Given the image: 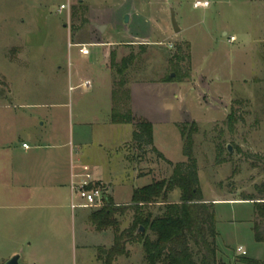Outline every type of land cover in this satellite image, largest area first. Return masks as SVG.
Instances as JSON below:
<instances>
[{"label":"rangeland","instance_id":"rangeland-1","mask_svg":"<svg viewBox=\"0 0 264 264\" xmlns=\"http://www.w3.org/2000/svg\"><path fill=\"white\" fill-rule=\"evenodd\" d=\"M195 1L81 0L79 6L80 0H0V133H16L13 142L18 147L22 141L31 144L26 133H35L42 144L61 141L49 133L79 134L81 142L88 141L89 133H109V70L101 67L100 50L89 45L91 34L112 42L108 48L116 61L130 53L138 56L126 71L128 83L158 82L171 70L168 57L188 55L178 63L185 77L174 83L183 88L184 98L161 97L169 108L164 119L154 123L155 140L175 164L183 160L176 125L195 123L193 155L202 198L214 203L218 262L245 264L240 257L264 258V244L253 238L252 204L240 200L245 195L260 197L257 187L264 184V0H199L208 6L193 8ZM61 4L69 8L59 10ZM172 13L178 32L172 27ZM84 46L86 56L78 52ZM111 74L112 80L117 78ZM80 78L91 81L88 91L76 86ZM132 129L130 124L122 132ZM124 152V164L113 156L107 166L116 202L129 203L135 188L171 173L172 167L147 149L142 161L135 160L130 146ZM95 185L108 194L102 182L95 179ZM178 199L179 190L174 189L168 200ZM150 208L153 215L161 211L159 205ZM93 210L74 212L77 250L68 264H102L94 246L109 244L110 234L88 231ZM117 218L124 230L132 214ZM24 223L18 220L10 233L0 235V264L16 240L22 242L19 249L27 251ZM84 224L86 230L81 229ZM128 246V258L119 256L112 264H143L141 245ZM239 246L245 255L237 251Z\"/></svg>","mask_w":264,"mask_h":264},{"label":"crops","instance_id":"crops-1","mask_svg":"<svg viewBox=\"0 0 264 264\" xmlns=\"http://www.w3.org/2000/svg\"><path fill=\"white\" fill-rule=\"evenodd\" d=\"M88 9H91V6ZM103 23L108 26L107 23ZM89 43L100 50L101 67L109 70V83L105 95V122L111 128L109 133H89L86 142H81L79 134L49 133L53 136L52 140L60 136L61 141L57 144L56 142L42 144L40 139L34 136L35 133H26L31 139V144L22 141L19 147L13 142L16 133H0V235L10 233L18 220H25L27 251L19 249L22 242L16 240L14 245L8 248L7 256L5 255L10 257L19 252L21 264H68L69 257L75 255L77 250L74 235L75 211L69 207L68 183L71 172L78 171L80 163L89 165L93 177L106 186L107 195L116 205L127 204L113 200L111 188L113 178L107 166L111 165L113 156H116L114 160L123 164L126 162L127 158L123 155L125 152H122L129 146L133 129L130 133H123L122 128L130 124H112L110 121L112 74L111 69L106 67V62L110 53L108 47L112 42L102 36L91 34ZM78 52L86 56L81 54L80 49ZM86 79L88 78H80L76 86L88 91L91 88L89 79L88 87L81 85ZM127 88L133 115L142 117L152 124L153 146L164 156L159 150L154 133L155 121L163 120L168 114L169 106L162 102L161 97L173 95V98L183 99L185 95L183 88L174 83L143 81L130 82ZM24 143L27 144V148L22 147ZM164 158L167 159L165 156ZM182 159L184 160L183 154ZM135 160L142 161V158ZM167 160L173 163L172 160ZM137 174V177L141 176ZM86 227L84 224L81 229L86 230ZM87 229L100 235L110 234L109 244L98 243L94 246L95 258L101 262L97 259V249L100 247L108 249L112 245L113 235L109 229L97 232L92 225ZM76 238L80 239L78 233ZM126 248L130 250L128 245ZM116 260L117 257L114 261Z\"/></svg>","mask_w":264,"mask_h":264},{"label":"trees","instance_id":"trees-1","mask_svg":"<svg viewBox=\"0 0 264 264\" xmlns=\"http://www.w3.org/2000/svg\"><path fill=\"white\" fill-rule=\"evenodd\" d=\"M78 5H82L81 1ZM109 57L110 69L117 76L112 80L110 94L111 123L133 126L129 146L135 150L137 159L142 158L147 149L172 168L167 178L154 179L148 185L135 188L127 204L116 205L106 193L104 205L88 215L95 231L112 230V245L108 249L98 248L97 259L102 264H112L118 256L128 257L127 245L138 243L143 251V264H219L214 203L202 198L197 163L193 155L195 123L176 125L183 143L182 154L186 160L173 164L165 159L153 146L152 124L142 117L134 116L130 109L125 74L138 56L130 53L116 61L115 53L110 52ZM187 57L188 55L183 54L168 57L171 70L158 82H180L185 75H180L178 63ZM234 120V113L231 111L228 121L232 124ZM174 189L179 190V199L177 202H170L169 194ZM257 189L260 197L245 195L240 200L251 202L253 238L255 242L264 244V184ZM153 205L161 206V211L156 215H153L150 208ZM127 211L132 214L131 224L121 230L117 215ZM139 226L143 227L142 233H136ZM148 231L153 237L147 234ZM240 262L264 264V258L256 260L240 257Z\"/></svg>","mask_w":264,"mask_h":264},{"label":"built area","instance_id":"built-area-1","mask_svg":"<svg viewBox=\"0 0 264 264\" xmlns=\"http://www.w3.org/2000/svg\"><path fill=\"white\" fill-rule=\"evenodd\" d=\"M192 6L193 8H206L208 6V2L196 0ZM68 8L69 4H61L59 6V10ZM233 40L234 37H231L230 41ZM80 52L83 55L88 54V50L85 46L80 49ZM89 84L88 80H84L81 83L84 87H88ZM22 147L27 148V144H22ZM68 188L69 207L72 211L77 209L96 210L104 205L106 190L103 187L95 185V179L92 175L91 169L86 163H80L78 171L71 172ZM237 251L241 255H245V251L241 246L237 248Z\"/></svg>","mask_w":264,"mask_h":264},{"label":"water","instance_id":"water-1","mask_svg":"<svg viewBox=\"0 0 264 264\" xmlns=\"http://www.w3.org/2000/svg\"><path fill=\"white\" fill-rule=\"evenodd\" d=\"M127 20V16H125V21ZM171 23H172V27H173V30L174 32H178L179 31V28L177 27V24L175 22V19H174V15L173 13L171 14ZM102 28L103 27H100V31H102ZM171 76H173V74H171ZM227 150L230 152V147L228 146L227 147ZM143 232V227L142 226H139L136 230V233H142ZM2 264H21L20 262V253L17 252L13 255H11L4 263Z\"/></svg>","mask_w":264,"mask_h":264}]
</instances>
